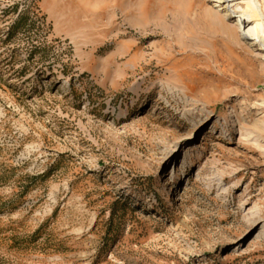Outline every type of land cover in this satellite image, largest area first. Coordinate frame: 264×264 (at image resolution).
<instances>
[{
	"label": "rangeland",
	"instance_id": "obj_1",
	"mask_svg": "<svg viewBox=\"0 0 264 264\" xmlns=\"http://www.w3.org/2000/svg\"><path fill=\"white\" fill-rule=\"evenodd\" d=\"M215 4L0 0V264H264V50Z\"/></svg>",
	"mask_w": 264,
	"mask_h": 264
},
{
	"label": "bare ground",
	"instance_id": "obj_2",
	"mask_svg": "<svg viewBox=\"0 0 264 264\" xmlns=\"http://www.w3.org/2000/svg\"><path fill=\"white\" fill-rule=\"evenodd\" d=\"M254 0H216L215 6L224 16L234 17L235 24L240 30L242 37L250 46H259L264 50V21L263 14H249L250 6ZM244 5V6H243ZM260 16V17H259ZM173 92V91H172ZM189 103H191L189 101Z\"/></svg>",
	"mask_w": 264,
	"mask_h": 264
}]
</instances>
